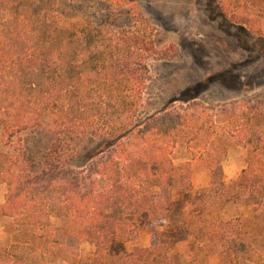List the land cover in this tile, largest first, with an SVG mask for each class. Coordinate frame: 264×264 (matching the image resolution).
Returning a JSON list of instances; mask_svg holds the SVG:
<instances>
[{
	"label": "trees",
	"instance_id": "16d2710c",
	"mask_svg": "<svg viewBox=\"0 0 264 264\" xmlns=\"http://www.w3.org/2000/svg\"><path fill=\"white\" fill-rule=\"evenodd\" d=\"M58 1L0 0V213L11 223L0 264H42L72 238L93 246L92 260L83 264H200L169 256L171 237L158 231L173 216L175 193L187 195L180 226L204 240L200 252L264 264L255 244L264 239V223L252 236L235 226L238 218L220 214L227 205L255 211L264 203V162H258L264 130L244 136L256 160L235 180L224 182L217 159L209 167L210 187L191 194L189 169L172 163L177 138L165 141V121L134 122L154 53L151 30L124 34L81 17L65 19ZM249 114L240 116L249 123ZM42 121L52 128L53 143L33 169L11 139ZM84 133L105 144L73 166V143ZM51 213L57 226L48 224ZM141 228L149 230V245L128 249Z\"/></svg>",
	"mask_w": 264,
	"mask_h": 264
},
{
	"label": "rangeland",
	"instance_id": "374dc122",
	"mask_svg": "<svg viewBox=\"0 0 264 264\" xmlns=\"http://www.w3.org/2000/svg\"><path fill=\"white\" fill-rule=\"evenodd\" d=\"M57 11L65 19L81 17L124 34L151 30L154 53L146 61L145 90L134 122L165 121V141L170 142V135L177 138L171 148L172 163L179 170L189 169L191 194L210 187L209 167L217 159L226 184L256 160L244 136L264 130V0H59ZM248 110L249 123L240 116ZM233 126H238L239 134ZM52 132L42 121L12 137V147L26 165L37 169L51 152ZM73 144L72 164L79 166L105 141L84 133ZM4 194L0 186V208ZM186 198L171 195L173 216L158 229L171 237L169 256L178 255L180 262L195 257L200 264H233L229 258L207 252L208 248L200 252L204 240L182 232ZM220 212L224 220L238 218L235 226L245 233L260 234L264 203L255 211L227 205ZM48 224L58 225L53 213ZM10 226L0 213V249L11 242ZM150 237L149 230L141 228L126 247H147ZM255 244L261 245L264 254V239ZM92 258L93 246L72 238L45 254L42 264H83Z\"/></svg>",
	"mask_w": 264,
	"mask_h": 264
},
{
	"label": "water",
	"instance_id": "95a60500",
	"mask_svg": "<svg viewBox=\"0 0 264 264\" xmlns=\"http://www.w3.org/2000/svg\"><path fill=\"white\" fill-rule=\"evenodd\" d=\"M173 101H175V100H173Z\"/></svg>",
	"mask_w": 264,
	"mask_h": 264
}]
</instances>
